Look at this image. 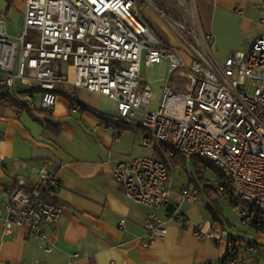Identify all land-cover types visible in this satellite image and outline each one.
<instances>
[{
	"label": "built area",
	"instance_id": "1",
	"mask_svg": "<svg viewBox=\"0 0 264 264\" xmlns=\"http://www.w3.org/2000/svg\"><path fill=\"white\" fill-rule=\"evenodd\" d=\"M24 10L18 37L0 24V89L11 91L18 80L33 81L41 92L40 107L52 110L59 85L71 83L115 101L118 120L140 123L150 132L157 155L121 161L113 169V178L127 196L150 209L141 239L144 246L164 239L171 223L187 224L184 203L204 202L202 189L191 184L194 158L207 170L222 173L213 181L219 194H236L239 204H248L239 212L242 223L257 231L263 227L264 35L220 62L203 52L212 37L201 38L195 23L196 27L177 23L188 45L187 57L167 44L147 23L138 0H25ZM155 11L163 17L162 9ZM162 61L168 62L170 77L162 87L159 107L153 109L154 90L143 81L142 67ZM175 73L184 81L182 90L171 85ZM21 97L34 99L28 92ZM82 110L76 102L73 111ZM180 158L188 183L176 201L175 165ZM33 172L38 184L57 196L60 180L49 163ZM7 192L10 199L0 206L5 236L19 228L44 239L64 211L60 202L31 195L22 187H9ZM196 234L219 245L225 242L227 253H238L232 262L253 260L255 248L237 241L218 223L207 229L199 224ZM243 250L252 256L246 257ZM0 264L48 263L0 259Z\"/></svg>",
	"mask_w": 264,
	"mask_h": 264
},
{
	"label": "crops",
	"instance_id": "2",
	"mask_svg": "<svg viewBox=\"0 0 264 264\" xmlns=\"http://www.w3.org/2000/svg\"><path fill=\"white\" fill-rule=\"evenodd\" d=\"M24 3L25 0H13L10 8L9 0H0V24L13 38L18 37L23 28ZM185 3L192 9L190 17L200 37H212V46L204 44L203 52L220 62L264 35V0H186ZM147 8L143 9L144 17L159 36L177 50L180 40L154 9ZM18 12L22 18L16 29L13 19ZM185 20L188 21L189 16ZM247 36L250 37L243 44ZM185 54L187 57V50ZM169 77V64L162 61L146 69L143 81L153 87L154 84L163 87ZM174 87L182 90L183 84L181 89L179 85ZM25 92L34 96L28 101L32 108L42 109L41 92L33 81L18 80L11 91L0 89V206L10 199L9 187L26 190L27 186L39 185L33 170L47 162L60 180L56 197L64 205V211L56 226L47 230L44 239L33 238L19 228L11 236H5L0 218L1 260L9 263L39 260L48 264H205L227 253L225 242L219 245L211 237L201 238L196 234L197 225L204 224L207 229L214 222L206 217L207 199L203 185L194 181L196 176L191 184L202 189L204 202L182 205L187 224L173 222L164 239L150 246L142 244L150 209L133 202L113 178L118 162L157 155L149 142L150 132L140 123L118 120L114 117L117 110L111 117L99 107L104 96L76 88L71 83L57 88V103L49 117L13 105L10 98L4 101L6 96L22 101L21 95ZM69 98L86 108L74 112ZM183 165V162L181 166L175 165L177 180L173 199L176 201L188 183L185 175L179 177L178 174L179 168L184 169ZM193 170L195 173V168ZM225 218L229 219L226 212ZM123 219L125 225L121 226ZM242 230L239 234L230 230L229 233L259 243L260 254L255 251L253 255L261 257L264 232L249 234L244 233L248 232L247 228ZM243 253L246 257L252 256L246 255L244 250Z\"/></svg>",
	"mask_w": 264,
	"mask_h": 264
},
{
	"label": "rangeland",
	"instance_id": "3",
	"mask_svg": "<svg viewBox=\"0 0 264 264\" xmlns=\"http://www.w3.org/2000/svg\"><path fill=\"white\" fill-rule=\"evenodd\" d=\"M189 1V0H187ZM186 2V0H185ZM184 2V0H138V3L140 5V7L147 8L150 7L152 9H155L159 12V9H162V11L164 12L163 17H161L167 24L168 26L171 28V30L175 33L176 37L178 38V40H180L181 45L176 44L177 46V51L179 53H181L182 55H186L185 54V49L182 45H187L186 41L180 36V34H178V26L177 23H181V24H185L187 26H195L193 24L192 21V16L190 17V14H192V9L189 8V5L186 4ZM148 9V8H147ZM160 13V12H159ZM144 15V14H143ZM189 16V20H185L187 19V17ZM21 13L18 12L17 15L14 17L13 22L15 24V28H19V25L21 24ZM172 23V25H171ZM173 26V27H172ZM196 27V26H195ZM197 28V27H196ZM250 36H247L245 39H243L242 43L245 44L248 41V38ZM162 40H164L162 38ZM165 41V40H164ZM166 42V41H165ZM173 42V41H172ZM167 43V42H166ZM174 43V42H173ZM168 44V43H167ZM209 46H212V41L209 42ZM201 49V48H200ZM185 50V51H184ZM225 57V56H224ZM221 57V58H224ZM146 67L143 65L142 67V79L145 78L146 75ZM145 74V75H144ZM183 79H180L178 76V73H175L172 77L171 80V85L172 86H177L179 85V89H181V85L183 84ZM153 90H154V99L152 102V108L153 109H157L159 107V103H160V99H161V95H162V85L161 84H154V87L152 86ZM184 88V87H183ZM254 92V86H252L250 88V92L249 94L252 95ZM103 111L107 112L110 114V116H114V112H116V107L117 104L115 101L105 97L104 100H101L100 106H99ZM115 117V116H114ZM198 159L194 158L193 163L197 162ZM193 163L192 165H190L191 169L193 170ZM185 171V172H184ZM178 174L179 177H184V175L187 177V171L186 169L183 168H179L178 169ZM195 176H196V172H195ZM205 176L209 179H211V181H214L216 179V173L215 171H210V170H206L205 172ZM185 177V178H186ZM177 180V174L175 171V183ZM214 186L215 183L213 182ZM215 194H212L213 197L221 200L222 204L219 201L220 207L222 208L223 212H224V216H225V212H226V216L229 218L227 219L229 221V223L225 221V225H221L224 229L227 230V232L229 233L230 231L234 232V233H243V230L241 232V229L243 227L248 229V232H244V233H249V234H256V230L252 228V226L249 225H244L242 222V218L239 214V212L242 209H247L248 208V204L244 203V202H240V204L238 203V196L236 194H220L218 195L215 191ZM206 197V196H205ZM207 199V197H206ZM184 205H190L189 203H184ZM234 206H236V208H234ZM207 214L206 217L208 219H213L212 215L210 213L209 210H207ZM233 222V223H232ZM228 223V224H227ZM221 224V223H220ZM230 230V231H229ZM231 233V232H230ZM251 237L253 238V236L251 235ZM250 238V237H249ZM260 264H264L263 260H259Z\"/></svg>",
	"mask_w": 264,
	"mask_h": 264
},
{
	"label": "trees",
	"instance_id": "4",
	"mask_svg": "<svg viewBox=\"0 0 264 264\" xmlns=\"http://www.w3.org/2000/svg\"><path fill=\"white\" fill-rule=\"evenodd\" d=\"M12 5H13V0H9L10 8L12 7ZM146 21L150 25V27L155 31V29H154L153 25L151 24V22L148 21L147 19H146ZM155 33L159 36V34L156 31H155ZM69 99L71 101L72 106H74L76 101L74 99H72V98H69ZM10 100H11V103L13 105H18V106H21L23 108H27L30 113H34V111H37V112L41 113L42 115H44L45 117H49L51 115V111L50 110L32 108V105L29 104L28 101H25V100L16 101L14 98H11V97H10ZM85 108L86 107L83 106V110ZM46 122H49V120L46 119ZM182 162H183V160H182V158H180V160H178L176 162V165L177 166H181ZM194 168H195V172H196V178L194 179V181L196 182L197 185L198 184H202L203 187H204V194L207 197L206 208H207V210L210 211V213L212 215V218H213V221L214 222H219V223H221L223 225H225V221L224 220H226L229 223V221L224 216V212H223L222 208L220 207L219 200L217 198H214L213 195H212V191H215L216 193H219V191H218V188L216 186H214L213 182L205 176L206 168L202 167L201 165H199L198 161L194 162ZM213 170L216 173V177H222V173L219 170H217L215 168H212V171ZM26 191L28 193H30L31 195H35V196H39L41 198H45L47 200H50L51 202H54V203H58L59 202L56 196H53L48 190L42 188L40 185H37V186H34V187L33 186H27ZM260 231L264 232V225H263V227L259 228L258 231L256 230V232H258V233ZM233 237L237 241L244 240L245 243H248L251 246H253L257 253H258L259 248L261 247L259 245V243L255 242V241L243 239L242 237H239V236H233ZM254 254H256V253H254ZM258 254H260V253H258ZM263 255L264 254H261V257H258L257 255H253V260H251V262H247V261H243V260L232 262L233 260H235V258H237L238 253L237 252H235V253H230L229 252V253H226L224 256H222L219 259L210 261L209 264H260L259 260H262Z\"/></svg>",
	"mask_w": 264,
	"mask_h": 264
}]
</instances>
